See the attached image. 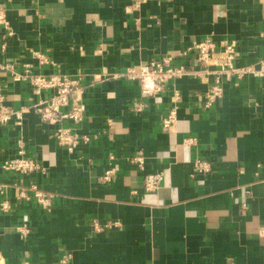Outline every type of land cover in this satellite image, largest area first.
I'll list each match as a JSON object with an SVG mask.
<instances>
[{
  "label": "crops",
  "instance_id": "1",
  "mask_svg": "<svg viewBox=\"0 0 264 264\" xmlns=\"http://www.w3.org/2000/svg\"><path fill=\"white\" fill-rule=\"evenodd\" d=\"M136 1L0 0L14 30L0 61L30 64L45 75L81 74L80 133L95 137L70 153L32 112L21 126L0 128L2 160L16 155L23 137L46 168L31 179L0 169V182L32 180L56 195L50 214L8 191L11 209L0 210L2 264H64L65 255L66 264H264V80L249 75L226 84L211 110L203 108L208 84L176 82L181 101L167 130L172 86L144 98L138 82L107 77L207 37L238 41L237 66L257 67L264 59V0H149L134 10ZM1 36L0 30V43ZM33 52L52 63L39 68ZM182 63L193 66L194 57ZM0 86L16 109L38 100L4 72ZM138 99L140 114L132 110ZM135 158L144 160L143 169ZM198 160L211 171L197 172ZM109 169L115 173L105 183ZM156 173L165 175L162 186L147 194L144 177ZM94 220L120 226L96 233ZM22 224L31 229L26 240L17 232Z\"/></svg>",
  "mask_w": 264,
  "mask_h": 264
},
{
  "label": "built area",
  "instance_id": "2",
  "mask_svg": "<svg viewBox=\"0 0 264 264\" xmlns=\"http://www.w3.org/2000/svg\"><path fill=\"white\" fill-rule=\"evenodd\" d=\"M148 1L137 0L133 9L139 10ZM0 30L2 31L0 52H3L7 49L9 40L13 38L14 30L8 19L7 11L1 4ZM32 54L38 60L39 68L52 63L50 58L41 52ZM239 56L238 41L225 40L217 44L212 38L207 37L177 54L160 56L107 77L138 82L140 96L144 98L159 96L166 93L172 86L173 107L164 120V128L169 130L177 122L178 103L181 101V93L175 86L176 82L186 77H192L208 84V89L203 97V108L211 110L224 98L226 84L238 85L249 75L264 80V59L259 62L257 67H239L237 66ZM190 57H194L193 66L182 63ZM33 69L34 67L30 64L19 66L14 62L0 61V72L9 74L13 82L27 84L33 95L38 97L35 103L16 109L7 104V96L3 87L0 86V128L13 122L21 126L25 114L32 112L39 117L42 123L53 128V139L58 146L65 148L68 152L73 153L80 145L89 144L95 137L80 133V126L85 120L86 113V104L83 98L86 86L82 85L83 76L63 73L45 75L35 72ZM132 110L136 114L142 113L144 111L142 100L138 99L134 102ZM194 141V139H189L185 143L191 145L194 144ZM15 148L16 155L7 160H2L0 150V169L3 172L29 179L35 174L46 173V168L37 157L29 155L23 137L18 138ZM132 163L138 164L143 169L144 160L142 158H135ZM195 168L200 174L211 171L210 164L202 160L195 163ZM114 173V169L106 171L102 178L103 182H111ZM164 178V173L147 174L143 182L145 192L147 194L156 193L161 188ZM9 190H14L18 202H35L43 211L50 214L54 210L55 194L42 190L32 180L25 183L23 179L22 181L16 179L10 183L0 182V196L4 198L0 203L2 212H8L11 209V204L6 199ZM119 226V222L100 223L97 220L92 222V228L96 233ZM17 232L24 240L31 235V229L27 224L19 226ZM259 235L264 237V225L260 226ZM69 260L70 256L65 255L62 262L66 264ZM0 264H2L1 257Z\"/></svg>",
  "mask_w": 264,
  "mask_h": 264
}]
</instances>
